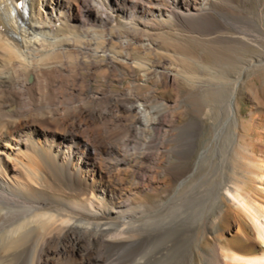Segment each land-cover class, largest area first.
<instances>
[{
    "label": "bare ground",
    "instance_id": "6f19581e",
    "mask_svg": "<svg viewBox=\"0 0 264 264\" xmlns=\"http://www.w3.org/2000/svg\"><path fill=\"white\" fill-rule=\"evenodd\" d=\"M122 2L123 5L121 4ZM21 3L26 7V12L22 11ZM234 3H236V0H0V231L7 226H12L7 231L11 241H17V243L24 237L33 236L30 238H34V245L32 244L30 252L31 256L28 254L30 256V264H55L56 262L58 264L122 263L125 256L120 253V249L136 242L139 238H133L135 233L133 230L131 232L122 226V228L118 227L119 229L112 230L110 226L112 223L118 222L119 218L122 220L121 217H124L128 211L130 212L131 208L129 205L132 201L128 199L131 202L123 200L111 205L104 203V198L106 196L112 198L113 194L111 193L112 190L110 191L106 186L108 182L104 186L98 181L103 176L97 167L95 156L93 157V154L96 155L94 150L107 149L108 152L117 151L115 144V146L103 144V136L107 132L112 139L116 136L115 134H122L120 139L125 143L132 141L136 137L135 132L137 130L148 129L151 131L163 124L162 116L155 112L154 106H150L152 98L156 97L154 85L160 81L166 86L169 84L176 90L177 105L181 95L179 93V89H181L179 88V81L184 80L185 82L187 80L196 84V80L201 77H197L199 74L196 75L194 72L189 71L186 68V64L199 65L205 53L203 51H199V53L195 50H190V46V49L187 50L191 42L192 44L193 42L200 43L202 46L203 43L207 44L209 46H207L209 50L206 49V51H209L208 53L221 56L228 61L233 58L234 47L240 50V55L243 57L248 45L258 43L261 40L254 36L252 37L245 30H238L239 34L237 33L236 37L234 34L236 29L235 31L229 30L226 27L227 25L223 24L224 21L219 20V16H222L224 11L227 10L226 8L229 6L235 7ZM230 16L232 18V15ZM166 19L175 22L177 30L172 31L173 27L169 26L171 22L170 20L166 22ZM230 25L232 24L230 23ZM90 32H97L95 33L96 36L89 37L88 34ZM169 37L173 40L172 43L175 41L176 44L179 43L181 46L177 45L178 47H175L176 45L167 43L165 38L168 40ZM220 41L224 42L226 46L222 47L223 44L221 45ZM205 47L203 46L202 48L205 49ZM132 51L135 53H149L154 56L159 54L161 59L157 62L155 61V65H152L144 58L135 57ZM247 53L249 52L247 51ZM238 58L240 57L238 56ZM171 60L178 62L177 68L170 66L173 62ZM97 76L100 77L102 82L106 83L107 88L100 86L93 89L88 87L90 80L95 79ZM113 77L120 84L128 77L130 78V84L129 86L121 85L122 88L119 90L111 89L109 85ZM150 80L153 81L152 86L146 92L141 90V86L148 84ZM192 86L193 88L185 92V98H198L197 88H195V85ZM201 87H203L202 84ZM218 88L220 89V87ZM207 89L210 90L209 87ZM203 93L206 95L204 88ZM60 98H65L67 102H58ZM132 98L134 99L133 102H128ZM103 100L105 102L109 101L110 104L103 105ZM236 100L234 91L231 92L229 98L222 105V109L227 112L228 120L233 123L235 130L242 122L237 117L239 112H237ZM46 110H48L47 113L44 112ZM118 112L130 113L131 120L127 118V123H123V119L125 120L126 117L121 119ZM152 113L154 115H151ZM176 119V114L172 113L171 118L167 120V126L170 131L176 129ZM75 121L79 125H83V127L86 126L90 133L93 134V146L87 143L89 142L88 140L83 142V144L78 142L79 140L73 134ZM64 122H66L67 127L64 126L65 130L61 131L62 133H57L56 128V131L53 128ZM39 125H42V127ZM198 125V123L192 125L194 130L199 129ZM217 128L216 126L215 133L218 138V136L221 137V133L220 129ZM62 129L64 128L62 127ZM89 130L86 132H89ZM233 135L236 136L238 133ZM90 136L92 135L90 134ZM240 136L239 138L243 137ZM168 137L173 140L175 135L171 133L168 134ZM158 138L160 137L158 136ZM110 141L112 140L110 139ZM80 145L82 147H79ZM193 145L183 144L178 147L176 145L171 151L178 160H188L192 147H194ZM142 149L139 153L137 151L127 153L126 151L121 155L120 160L117 159L118 163H123L128 165V167L130 166L132 170L134 169L133 174L136 177L142 176V180L146 182L143 185L134 186V191L143 190L142 188H151L150 190H153L154 187H151L153 180L148 177L145 178V173H141L143 171L137 165L140 159L147 157V147ZM203 154L204 152L201 157ZM10 155L15 156V159L19 161L18 164L23 165L21 167L26 170V176L23 175V178L19 180L9 179L7 178L8 175L6 176L2 173V168L5 164L3 157ZM201 157L192 171L198 167ZM99 162L102 164L103 161L100 159ZM118 163L115 166H118ZM59 166H61L60 168L71 169L77 173L81 181L76 183H79L80 187L89 185L90 188L89 191L88 188L81 187L80 191L84 192L83 189L88 190L91 195H86L84 200H82L83 202L80 201L81 203L76 201L80 205L78 204L79 206H76L70 212L74 216H70V214L67 216L63 211L64 214L62 213V216L58 217V215H55L56 213L54 214L51 211L54 209L50 200L39 199L41 198L39 196L46 190L41 178L48 174L50 176L52 174L51 170L54 172V169ZM107 169L106 171H108ZM173 169L174 181L179 179L180 176L183 177V174L189 170L182 164L174 165ZM57 173L60 174L59 172ZM69 176L71 177V174ZM64 181V183H69L66 180ZM108 181L110 182V180ZM55 190L53 189V192ZM57 190L55 192L58 193L59 190ZM71 190L69 191L71 192ZM241 190V185L236 184L235 188L229 186L226 190L228 196L225 198L244 209L246 214L252 218L250 219L254 221V228L257 230L258 235L264 239V221L251 212L252 208L248 203V196ZM72 192L74 193L73 190ZM23 193L33 195V205L28 201V204H31L28 208L34 212L37 218L25 219L22 222L20 220V222H5L10 215L18 210L11 207L19 199L16 198V200L15 195L19 196ZM76 193L79 194V191L77 192L76 190ZM134 195L136 194L134 193ZM48 196L51 197V195ZM136 197L138 198L137 195ZM134 203L135 206L137 203L138 207V202ZM137 207L135 208L138 210ZM63 208L64 210L66 209L65 207ZM13 215L15 216L16 214ZM17 215L19 216V214ZM13 217L11 216V218ZM76 218L83 222H75L74 219ZM136 220L134 219V221ZM196 226V224L192 226V238L189 237L190 240H194L196 237ZM236 226L240 233H238L239 236L245 235L246 228L244 224L238 221ZM82 239L86 241L87 247L81 245L80 249L77 245ZM58 242L61 245L72 243V249L70 248L72 251L85 250V255L83 254L82 257L76 259L73 254L67 255L64 253L65 251L62 253L52 251V246ZM24 245L26 247L29 246L25 243ZM3 246L0 245V264H25V256L27 255L25 252L23 254L25 256H23L20 255L21 252L5 249ZM18 247L20 248V246ZM22 249V251H26L27 248ZM164 254L162 252L158 255L154 254L152 258L137 257L135 264H147L151 260L163 262L162 257ZM191 255L187 253L181 258L179 256L174 264H185L186 261L190 260ZM27 258L29 257L27 256ZM261 260H246L244 264H264V260Z\"/></svg>",
    "mask_w": 264,
    "mask_h": 264
},
{
    "label": "rangeland",
    "instance_id": "374dc122",
    "mask_svg": "<svg viewBox=\"0 0 264 264\" xmlns=\"http://www.w3.org/2000/svg\"><path fill=\"white\" fill-rule=\"evenodd\" d=\"M121 4L123 5V2ZM234 6L235 7L229 6L228 8H226L227 10H225L223 13L226 16L222 14V16H219V20H223V24H226V27L229 30L235 31L236 29V32H234L236 37L238 30H245L249 34H251L252 37L254 36L258 40L261 39V42L259 41V44L251 43L250 45H248V48L245 52L247 53L248 51L249 53H247V55L244 52V58L241 57L239 52L240 50L233 46V58L228 61L223 59L221 56H215L213 54L208 53L209 48H207V44L203 43L204 47L206 45L204 49L202 48V44L200 45V43L198 44L195 42V45L194 42L193 44L191 42L192 46L191 44L188 45V47L190 46L191 49L190 47H187V50L190 49L195 50L197 52L203 51L205 53L199 65H191L187 63L189 64V66H187L186 64V68L189 71L194 72L196 75L199 74L197 77H201L196 80V84L192 83L191 81L188 82L187 80H185V82L184 80L179 81V88H181L179 89V93L181 95L177 105L176 90H174L169 84H167L166 86L160 81L154 85L156 97L152 98L153 100H151L150 106H154L155 112H158V114L162 116V127L158 126L152 129L151 131H149L148 129H139L135 132L136 137L138 136L137 139L136 137H134L132 141L125 143L124 141H122V139H120L122 138V134H115L116 136H114L116 138L113 136L114 138L112 139L110 134L108 135L107 132V134L105 133L103 136V144L106 146H113L115 144L116 146H114L117 147V151L120 153H118L117 151L108 152L107 149L99 150L100 152L98 150H94L96 155L93 154V157L95 156L94 159L97 161V167L99 168L103 176V178H99L98 181L102 185H106V183L108 182L106 186L110 191L112 190L111 193L113 194L112 198L106 196L107 198H104V203H108L106 205H111L112 203H116L118 201H129L128 199L132 201H129L131 202L129 206L132 211H128V213H126L124 217H121L122 220L120 218L119 220L117 219L118 222L120 221V224L116 221L110 226L112 230L119 229L122 227L128 229L131 232L133 230L135 232L133 238L140 239H137L136 242L130 243L122 247L123 249H120V253L125 256L123 259L124 262L122 261L123 264H135L137 257L152 258L154 254L158 255L161 252L165 253L162 257V260H164L163 262H160L159 260H151L147 264H174L175 260L178 259L179 256L181 258V256H184V254L186 255L187 253H190L192 255L190 257V260L186 261L185 264H244L246 260H264V239L258 235L257 230L254 228V221L251 220L252 218L246 214V212L240 205L226 200L228 196L226 193L227 188L229 186L235 188L236 184L241 185V191L248 196V203L252 208L251 212L255 215H258L261 220L264 221V42H262L264 41V0H236ZM230 15H232V18H230ZM167 20L170 19H166V22ZM170 22L171 23L169 24V26L173 27L172 31L177 30L176 23L171 20ZM230 23L232 25H230ZM93 33L94 32H90L88 34L89 37H95V33L97 32H95L94 34ZM165 41L167 43H170L171 45H176L175 47L181 46L179 43L176 44L175 41L174 43H172L173 40H171L170 37L168 40L165 38ZM220 42L221 45L223 44L222 47L226 46L224 42ZM206 49L208 50L206 51ZM132 53L135 57L144 58V60L149 61L152 65H155V63L161 59V56L159 54H157V56H154L153 54H144L142 52L135 53L132 51ZM238 56L240 58H238ZM232 60H234L235 63ZM171 62L172 63L170 66L172 68H177L178 62L176 60H171ZM199 80L202 81L200 82ZM124 81L122 84H120L113 77L111 79L109 87L111 89L119 90L122 88L121 85L129 86L130 78L126 77ZM152 82L153 81L150 80L148 84L141 86V90L146 92L152 86ZM221 83L222 85H220ZM201 84L203 87H201ZM192 85H195L196 87H194L197 88V100L195 98L192 99L189 97H184L185 92L193 88ZM197 85H199V87H197ZM100 86L103 88H107L106 83L102 82L99 76H97L93 80H90L88 84V87L93 89ZM206 86L209 87L210 90H208ZM217 87H220V89H217ZM203 88L206 92V95L203 93ZM207 90L209 93L207 92ZM214 90L219 91L216 92ZM234 91L236 93L237 99V102L235 104L238 108L237 112H239L237 113V115L239 114L237 117L240 119V122L242 121L239 127L236 128V130L234 129L235 127L233 123L228 120V116L226 115L227 112L222 109L223 103H225V101L229 98L231 92ZM133 100V98L129 99L128 102H133ZM58 102L63 103L67 102V100H65V98H60ZM103 102V105L110 104L109 101L105 102V100H103ZM62 107L64 108L63 104ZM47 111L48 110L44 112L47 113ZM172 113L176 114L177 122L176 129L170 131L169 127L167 126V120L171 118ZM118 115L121 117V119L126 117L125 120L123 119V123H127L128 120H131V114H128V112H118ZM151 115H154V113H152ZM194 123L199 124V129L194 130L192 126L194 125ZM66 125V122H64L59 125L61 127L56 126L53 129L55 130L56 128L57 131H55L57 133H60L61 131L63 132L65 130V127H67ZM39 126L42 127V125ZM216 126L218 127L217 129H220L221 133V137L218 136V138L216 137L217 135L215 133ZM62 127L64 129H62ZM85 127L86 126L83 127V125H79L78 122L75 121V124L73 126V134L77 137V139L79 140L78 142H80L81 144H83V142H87L88 140L89 142L87 143L93 146V134L90 133V130L87 127ZM44 128L46 127L44 126ZM87 129L89 130V132H86L88 131ZM138 133L139 135H137ZM171 133L175 135L173 140L171 139V137H168V134ZM234 133H238V135L234 136ZM90 134L92 136H90ZM195 134L196 136L194 137ZM158 136L160 138H158ZM239 136L243 137L239 138ZM104 139H106V141H104ZM110 139L112 141H110ZM183 144H186L188 146L194 144V147H192L193 149L191 150V153L188 156V160L180 161L175 155H173L171 149L176 145V147H178ZM259 146H261L262 148ZM79 147L82 146L80 145ZM146 147L147 157L140 159L137 162V165L143 171L141 173H145V178L148 177L149 179L153 180L151 187H154L153 190H150L151 188H142L143 190L138 189L134 191V186H140L145 184L146 182L142 180V176L136 177V175L133 174L134 169L132 170L130 166L129 169L128 165L118 163L117 159L120 160L121 155L126 151L127 153H130L132 151H137L139 153L141 150H143L142 148ZM203 152L204 154L201 157ZM99 153L102 155H100ZM200 157L201 161L199 162L198 167H196V169L192 171L193 167L199 161ZM100 159L101 161H103L102 164H105L104 166L100 164ZM3 160H5V164L2 168V173L6 176L8 175L7 178H13L12 180H19L23 178V175L26 176V170L21 167L23 165L18 164L19 161L15 159V156L10 155L7 157H3ZM115 160L116 162H114ZM117 163L118 166H115ZM177 164L185 165L189 169V172L187 171L183 174V177L180 176L181 178L179 177V179L174 181L173 166H176ZM60 167L61 166L57 167L59 168V170L57 171V168L54 169L55 173L53 172V170H51L52 174L50 176H48V174L45 175L47 176L46 178L45 176L42 177L43 179L41 178V182L43 183V186H45L44 189L46 190L43 194L39 196L41 197L39 199H43L44 201L50 200L52 208L54 209L51 211L54 214L56 213L55 215H58V217L62 216L63 211L68 216L70 212L73 211V208L79 206V203L83 202L82 200H84L86 195H91V192H88V190L90 191L89 185H82V188H88V190L83 189L84 192L80 191L82 188L78 185L79 183L76 182L81 180L77 173H75L71 169ZM106 169L108 171H106ZM56 172H59L60 174H56ZM70 174L71 177H73L72 179L69 176ZM121 175L122 177L126 176L127 178H122ZM51 176L53 177L54 181ZM65 176L67 177V179ZM64 180L69 183H64ZM108 180H110V182ZM123 182L126 183L124 184ZM59 184L62 186H60ZM68 184H72V187ZM66 185L68 186V188ZM56 188L61 191L59 192ZM119 188H121L122 190ZM53 189H56L58 193L55 192L56 190L53 192ZM71 189L74 191V193ZM69 190H71L72 193ZM76 190L77 192L79 191V194H83L79 195L78 193H76ZM66 192L68 195L67 197ZM132 192H134L138 196V198ZM48 195H51V197ZM16 198L19 199L17 200ZM15 199L17 201L12 204L11 207H13L14 209H18H15L18 213L15 211V213L13 214H16V217L12 214L10 215L9 219L5 222H22L25 219L27 220L37 218L34 215V212L30 208H28L31 205L28 204L29 202L33 205V195L23 193L19 196L15 195ZM76 201H78L79 203ZM133 201L138 202V207L137 203L135 206V203ZM69 203H71L72 205ZM61 206L65 207L66 209L64 210V208ZM134 206L137 207L138 210ZM22 210H24L23 212L25 213H23ZM133 210L137 211L134 212ZM17 214H19V216ZM71 214L70 216H74ZM11 216L14 217L11 218ZM134 219L137 220L134 221ZM130 220L131 222H129ZM74 221L83 222L82 220H79V218L74 219ZM238 221L244 224L246 228L245 235L239 236L240 233L238 227L236 226V222ZM192 224L197 225L195 229L196 237L194 240H190V238H192ZM10 227L12 226H7L0 231V245H4L3 247L5 249L21 252L20 255L26 253V256L23 255L26 257L24 263L30 264V252L32 250V244L34 245V238H30L33 236L27 235L29 238L24 237L25 239L23 238L18 243L17 241H11V237L9 236V232L7 231L8 229H10ZM24 240H26L27 242ZM1 241L3 244L1 243ZM137 242L139 243V245H137ZM24 243L29 245V248L26 247ZM71 245L72 243H65V245H61L60 242H58L57 244L52 246L51 250L57 253H62L63 251H65L64 253H66L67 255L73 254V257L76 259L82 257L83 254L85 255V250H79L75 252L72 251ZM81 245L87 247V243L84 239H82L81 242L78 243V248L81 249ZM18 246H20V248ZM22 248L27 249L26 251H22ZM65 249L68 250L66 251ZM27 256L29 258H27ZM55 264H58V262H56Z\"/></svg>",
    "mask_w": 264,
    "mask_h": 264
}]
</instances>
